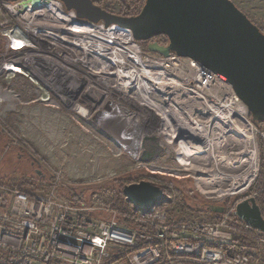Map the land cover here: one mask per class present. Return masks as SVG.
Instances as JSON below:
<instances>
[{
	"label": "built area",
	"instance_id": "built-area-1",
	"mask_svg": "<svg viewBox=\"0 0 264 264\" xmlns=\"http://www.w3.org/2000/svg\"><path fill=\"white\" fill-rule=\"evenodd\" d=\"M112 26L117 25L106 27L78 18L60 0L38 4L0 0V131L13 132L6 113L18 104L66 110L68 118L95 125L97 132L93 118L113 120L110 130L114 131L126 119L143 126L144 133L158 135L163 145L162 153L148 161L137 160L134 169H146L152 176L176 171L165 163L164 153L169 143L168 108L180 102L176 97L168 101L163 89L179 83L183 89L178 96L199 93L206 104L226 105L228 111L245 104L227 81L195 59L146 52L127 28L117 26L123 32L107 44L103 32ZM194 108L196 123L211 122L201 116V107ZM246 118L250 122L248 110ZM179 125L175 119L176 136L181 133ZM111 141L119 147L118 153L123 151ZM59 176L55 173L50 184L36 182L35 187L0 180V264L251 262L250 255H230L224 249L236 235L228 217L239 200L217 220L175 225L168 212L156 205L148 216H133L135 224L126 225L96 195L75 203L60 195ZM255 241L257 248L264 246V236L256 234Z\"/></svg>",
	"mask_w": 264,
	"mask_h": 264
},
{
	"label": "water",
	"instance_id": "water-1",
	"mask_svg": "<svg viewBox=\"0 0 264 264\" xmlns=\"http://www.w3.org/2000/svg\"><path fill=\"white\" fill-rule=\"evenodd\" d=\"M60 1L67 10H74L78 18L101 22L106 27L127 28L136 40L163 34L168 43H149V51L163 56L174 52L195 59L231 85L252 120L264 121V32L232 0H144L140 12L129 16L109 11L92 0ZM38 3L39 0H33V4ZM106 108L110 110V106ZM93 121L104 125L107 122L108 130L113 125V120ZM111 132L119 135H114V139L124 149L129 146L135 150L130 154L140 161L155 158L163 150L158 135L144 133L143 126L126 119L119 121L118 128ZM123 193L133 209L141 213H149L170 199L150 180L128 183ZM240 198L233 213L249 227L264 233V216L255 197L247 191Z\"/></svg>",
	"mask_w": 264,
	"mask_h": 264
},
{
	"label": "rangeland",
	"instance_id": "rangeland-1",
	"mask_svg": "<svg viewBox=\"0 0 264 264\" xmlns=\"http://www.w3.org/2000/svg\"><path fill=\"white\" fill-rule=\"evenodd\" d=\"M100 1L102 6L109 11L117 14L125 12L131 15L141 8L144 0ZM232 1L264 32V0ZM56 112L60 114L58 116L59 120L57 119L58 121L50 118V114ZM39 113L42 114L41 117L36 115ZM238 113L241 116H247L243 111H239ZM6 114V117H13L11 119L12 125L10 126L13 132L9 131L8 135L2 132L0 136V176H4V178L18 185L28 186L23 184V180L30 179L35 182H42L44 186H47L53 181V175L58 173L60 174L58 180V193L60 195L64 196V194L78 192L82 189L87 190V197L89 200H92L93 196H98V193L92 190L98 185L107 183V180L112 178L133 177L134 174L140 173L142 179L145 178L152 181L151 177L146 175L150 174L146 169H134L136 163L131 161L123 151L118 153L119 147L115 146L111 141L113 138L97 132L94 129L95 125L93 127L87 125L82 120L68 118L66 110L61 109L60 111H56L49 107L45 108L31 103L25 105L18 104L15 106L14 111H8ZM8 121L10 120L6 118V122ZM250 122L252 127L256 129L258 145L257 166L259 170L261 150L258 138L261 136L264 140V124L261 125V130H259L251 120ZM233 123L228 128L230 133L227 132L222 140L219 139L218 130H203L199 142H192L195 148L200 147L201 149L202 147L205 150V153L192 157L200 166L211 170L212 168H217L220 161L228 164L234 161L240 141L241 139L243 140V133H240L237 126ZM0 124H2L1 120ZM180 132L178 130V133ZM184 138L185 135L183 133L182 138L176 136L174 143H168L166 146L164 158L168 159L165 163L176 171L164 170V174H166L164 176H171L179 181H183L187 190L192 189L191 195L196 196L199 208H205L209 203L214 204L223 201L226 203L225 207L228 208V205H231L237 197L239 198L240 194L249 192V187L256 177L245 190L240 193L236 192L238 194L233 193L229 196L226 194L222 197L206 195L199 188L196 182V175L190 169L184 168L185 164L181 157V150L187 145V140ZM179 139L181 141H178ZM7 140L9 142L5 147ZM177 152H179V158L182 162L176 160L178 159ZM28 157L30 158L28 159ZM32 160L35 162L34 165L31 164ZM258 170H256V174ZM33 175L39 178L37 179ZM185 178L191 179L192 182H187ZM137 181L136 179L128 183ZM249 195L255 197V194L249 193ZM220 198L222 199L220 200ZM178 216L179 218L190 217V222L201 221V218L196 217L195 214L185 213ZM250 264H264V246L258 248L251 255Z\"/></svg>",
	"mask_w": 264,
	"mask_h": 264
},
{
	"label": "bare ground",
	"instance_id": "bare-ground-1",
	"mask_svg": "<svg viewBox=\"0 0 264 264\" xmlns=\"http://www.w3.org/2000/svg\"><path fill=\"white\" fill-rule=\"evenodd\" d=\"M122 30L124 29H120L117 26H112L106 31L104 30L103 35L107 41V44H110V42H112ZM124 38H128V35ZM154 78L155 77H153V79ZM182 89L183 87L179 83H175V85H173L170 89H163L165 94L168 95L166 96L168 101L176 97L180 102L178 106L176 104L174 107L169 106L168 108L167 124L169 125V143H174L176 140V119L180 124L179 128L181 129V133L177 137L182 138L184 133L187 140V145H185V147H183L181 150V157L185 164L184 167L190 169L194 175H196V182L199 188L206 195L214 197H222L226 194L229 196L236 192L240 193L248 187L249 183H251L254 175L256 174L258 165V145L256 140V132L249 120L238 113L239 111H243L245 115H247L246 107L240 104L236 106L235 110L228 111L226 105L219 104L218 106V104H206V102H204V96L199 93L194 94L191 92H186V96L180 97L178 96V90ZM150 104H152L151 101ZM195 106L201 107L202 112H198L201 114V116L211 119V124H198L193 120L194 113L196 112L194 108ZM183 108L186 110V112L183 110ZM232 123L237 126L240 133H243V140H239L240 145L234 161L230 164L220 161L217 168H212L211 170L200 166L192 157L194 155L205 153V150H203L202 147L201 149L200 147L195 148V145H193L192 142H199L203 130H218L217 133L219 139L222 140L224 135L229 132L228 128ZM178 141H181V139ZM209 143L211 144V142Z\"/></svg>",
	"mask_w": 264,
	"mask_h": 264
},
{
	"label": "trees",
	"instance_id": "trees-1",
	"mask_svg": "<svg viewBox=\"0 0 264 264\" xmlns=\"http://www.w3.org/2000/svg\"><path fill=\"white\" fill-rule=\"evenodd\" d=\"M144 4V1H143ZM143 6V5H142ZM121 15H129L128 13H121ZM261 30V29H260ZM142 49L146 52H151L148 50L149 42H156L158 44H167L168 39L163 34H157L151 37L148 40H136ZM156 53L157 52H151ZM174 54V52H171ZM9 119H13V117H9ZM251 119V117H250ZM251 121L256 125V127L261 130V125L264 124V121ZM259 145H260V165L259 170L256 174V178L249 187V193L255 194L256 204L259 206L262 215L264 216V140L261 136H259ZM5 144V147L8 145ZM136 173V172H135ZM138 173V172H137ZM151 177L152 182L161 187L170 197L169 201L158 205L157 207L164 208L169 216L171 217L170 222L172 224H179L182 222L190 221L189 218H179V214H195L196 217H200L201 221L205 220H217L220 219L223 214L213 213L208 207L199 208L197 206L196 196L191 195L192 189L187 190L184 186L183 181H179L171 176H164L161 174L157 175H149ZM37 179L36 175H33ZM4 176H0V180H3ZM140 180L141 174H134L133 177H121V178H112L107 180V183H103L98 185L92 191H96L98 193V197L104 205H107L114 209L118 213V220L125 223L126 225H134L135 221L133 220V216H148V213H140L133 209L131 203H129L125 195L123 193V187L130 181ZM187 182H192L191 179L185 178ZM129 180V181H127ZM26 185L32 184L34 187L37 186L35 181H31L30 179L23 180ZM109 181V182H108ZM183 184V185H182ZM87 190H79L78 192H72L69 194H64V196L71 202H79L88 200ZM232 204V203H231ZM230 204L228 205V207ZM227 207L225 208V210ZM229 224L236 229V235L233 242L229 245L224 246V249L230 254H246L252 255L254 252L258 250L256 246L255 236L256 234L260 236H264V233L255 230L248 225H246L241 219H239L233 212H231L228 217Z\"/></svg>",
	"mask_w": 264,
	"mask_h": 264
},
{
	"label": "flooded vegetation",
	"instance_id": "flooded-vegetation-1",
	"mask_svg": "<svg viewBox=\"0 0 264 264\" xmlns=\"http://www.w3.org/2000/svg\"><path fill=\"white\" fill-rule=\"evenodd\" d=\"M93 1V3L94 4H96V5H98V6H100V7H103L102 6V3H101V1L100 0H92ZM103 8H105V7H103ZM105 9H107V8H105ZM108 10V9H107ZM132 15V14H131ZM127 16H129V15H127ZM149 43H152V41L151 42H149ZM165 45V44H164ZM171 54V53H170ZM9 117L10 116H8V120H10L9 119ZM10 121H12V120H10ZM2 132L0 131V136L2 135L1 134ZM125 148V147H124ZM123 148V153L131 160V161H133V162H136L138 159H135V158H133L132 156H131V154L130 153H132L133 154V152L135 151V150H133V149H131V148H129V146H127V150L126 149H124ZM162 153V152H161ZM30 157H28V159H29ZM31 164H35V162L32 160L31 161ZM36 172H38V170H36ZM39 173V172H38ZM241 198H236L235 200H240ZM213 207V206H215V207H221L222 209L220 210V211H213V210H211L213 213H215V214H220V213H223L224 211H225V206H226V203L223 201V202H218V203H214V204H207V206L206 207Z\"/></svg>",
	"mask_w": 264,
	"mask_h": 264
},
{
	"label": "crops",
	"instance_id": "crops-1",
	"mask_svg": "<svg viewBox=\"0 0 264 264\" xmlns=\"http://www.w3.org/2000/svg\"><path fill=\"white\" fill-rule=\"evenodd\" d=\"M37 105H39V106H43V105H41V104H37ZM43 107H45V106H43ZM45 108H47V107H45ZM62 114V113H61ZM36 115H38V117H41L42 116V114L41 113H39V114H36ZM60 114L58 113V112H56V113H51L50 114V118L52 119V120H55V121H58L59 119H58V116H59ZM58 119V120H57ZM91 122H94L93 120H91ZM95 124H96V127H97V129L99 130V133H101L102 135H106V136H109V137H111V138H113L114 139V135L115 136H119L118 134L116 135V134H114L113 132H111V130H108V129H106V124H108L107 122H104L105 123V125L104 124H101L100 122H94ZM115 141H116V143L118 144V145H121L120 144V142L119 141H117L116 139H114Z\"/></svg>",
	"mask_w": 264,
	"mask_h": 264
}]
</instances>
